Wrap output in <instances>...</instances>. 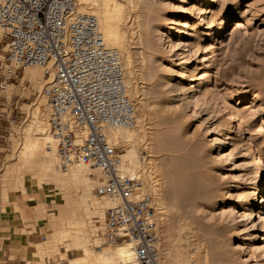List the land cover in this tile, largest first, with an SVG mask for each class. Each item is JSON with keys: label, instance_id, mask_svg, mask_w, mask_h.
Returning <instances> with one entry per match:
<instances>
[{"label": "rangeland", "instance_id": "374dc122", "mask_svg": "<svg viewBox=\"0 0 264 264\" xmlns=\"http://www.w3.org/2000/svg\"><path fill=\"white\" fill-rule=\"evenodd\" d=\"M127 11V51L133 58V80L138 92L131 96L142 115L135 128H139L141 137L144 135L138 145L140 161L156 178L153 177L160 194L151 190L145 170L140 175L148 191L156 200L159 198L158 209L174 202L166 212L159 209L160 258L155 264H175L177 252L191 253L199 264H264V210L263 204H257L264 184V114L252 110L258 104L264 111V0H139ZM169 19L179 22L172 25L177 28L191 20L193 28L181 40L177 34L168 40L162 33ZM5 50L6 39H0V81L3 75H12L8 80L11 88L5 86L0 91V107L5 117L13 109L11 124L4 122L8 132L2 168L6 167V160H15L16 167L11 165L13 172L10 170L8 180L11 209L19 210L17 207L26 206L34 196L40 201L35 199L32 206L45 204L44 216L36 215V206L29 210L36 221L26 223L25 232L34 246V241L44 242L56 217V195L53 191L45 195L30 185L26 192L15 187L22 181L18 174L24 178L33 174L34 168L23 171L19 165V133L28 121L29 109L44 96L45 77L41 74L43 68L39 69L42 88L38 90L30 79L21 81L25 67L15 74L7 73L9 69L15 72V67L4 62ZM186 63L193 76L187 80L186 89L181 90L178 88L183 84ZM201 75L203 85L197 86ZM242 97L249 102L241 103ZM4 105H8L7 109ZM176 106L184 111V122L179 125L171 121V110L180 109ZM232 110L242 111L248 119L230 117ZM226 133L231 139L228 137L221 144L217 140L211 148L212 141ZM116 147L122 152L121 145ZM251 147L263 159L261 170L254 168ZM91 176L99 179L97 173ZM98 183L99 180L95 186ZM95 186L92 192L97 195ZM252 209L260 213L254 222L249 218ZM95 216L91 224L102 227L104 219ZM101 227L96 228L97 234ZM101 240L107 249L114 246ZM164 249L174 255L165 256ZM42 251L36 254L40 260L33 264L56 259L68 264L65 256L82 253L73 242L69 246L52 243ZM60 252H65V256ZM17 263L15 255L7 262L0 261Z\"/></svg>", "mask_w": 264, "mask_h": 264}, {"label": "built area", "instance_id": "2783aa9c", "mask_svg": "<svg viewBox=\"0 0 264 264\" xmlns=\"http://www.w3.org/2000/svg\"><path fill=\"white\" fill-rule=\"evenodd\" d=\"M0 29L6 39V65L15 67V73L26 66L45 69L43 95L61 167L73 162L99 167L96 192L117 200L106 211L100 237L111 245L130 242L137 261L155 263L161 223L156 200L144 191L142 175L120 173L118 148L106 133L137 123L119 50L108 46L95 15L78 12L77 0H0ZM3 76L0 91L12 75ZM1 108L0 169L8 132L4 122L11 124L13 110L5 117Z\"/></svg>", "mask_w": 264, "mask_h": 264}, {"label": "bare ground", "instance_id": "6f19581e", "mask_svg": "<svg viewBox=\"0 0 264 264\" xmlns=\"http://www.w3.org/2000/svg\"><path fill=\"white\" fill-rule=\"evenodd\" d=\"M77 1H78V12L90 13L95 15L99 21L100 28L104 34L105 41L107 42L108 46L117 48L120 52V55L121 54L123 55L122 62L124 64V70L126 73L125 75H127L126 82L129 87L130 95L132 93L133 94L138 93L137 87L135 85V81L133 80L134 71L131 65V59L133 58H131L129 52L127 51V40L130 36V32L126 24L127 21L126 19L128 17L126 12H128L127 11L128 6L136 5L139 0H77ZM169 21H170L169 24H167V26L165 27L162 33V37L168 38V40L171 39L172 34H177V37L181 40L182 37L188 35L193 28V24L191 20H188L185 26L181 28L172 26L174 23H179V22H174L172 19H169ZM2 35H3V31L0 29L1 40H3ZM180 40H177V43ZM174 46L175 45H173V47ZM29 67L31 66L25 67L26 70L24 71V76L21 78V81L28 78L31 80L30 82L37 85L38 90H41L42 80L39 74L42 71L39 69L43 68V73L41 74H43V76L45 77V80L42 77L45 84L47 83V78H48L44 74L45 73L44 67L41 65H34V68H29ZM184 69L185 70L182 73L183 78L181 79V82H183V84L178 89H181L183 87L186 89L185 86L188 85L187 80L191 79L193 76V72L190 69L189 63H186ZM38 70L41 72H39ZM8 72H12V74H15V72L12 69H9L7 73ZM7 76H11V75L7 74ZM199 80L201 82L197 86L201 85V83L203 85L202 75L199 77ZM6 83L7 86H10L11 88L12 84H8L9 83L8 81ZM249 100L250 99L244 97L240 98L241 103L249 102ZM256 105L253 106L252 110L253 111L260 110V114H264V111L261 109V107L258 106V104ZM176 107L178 108V106ZM179 108L178 109L181 111L176 109L171 110L172 111L171 113L174 116L173 120L171 121L175 123L177 122L178 123L177 125H179V123L184 122V113H183L184 111H182L181 107ZM136 112H137L136 125L137 124L139 125V122H141L142 115L138 113L137 108H136ZM237 115L241 116L240 118H242L243 120H245L246 119L245 116H247L246 114L244 116V113L238 110L237 111L232 110V112L230 113V117H234ZM229 125H231V123ZM50 126H51L50 108L45 96H43L41 100H39L29 109L28 121L26 122V125L24 127L20 128V133H19L21 135V137L19 136L21 138L20 141L22 142L21 144L19 143L20 150H18L19 153L18 161L21 162L19 163V165L22 164L21 165L22 169L21 166L18 169L26 171L28 169L30 170L34 168V170L32 171L33 174L31 173L32 176L28 178L25 177L26 178L25 179L22 176L23 174L20 173L22 171L18 170L20 173L18 175L20 177L22 176L21 178L18 176L19 177L18 179H22V180L25 179L22 187L26 191L29 190L28 186L30 185L33 188L39 189L43 194H45L47 191L49 192L53 191V193L55 192L56 195L55 196L56 199L54 198V200L56 201L54 205V208L56 210L55 219L58 221L59 228L55 229L54 231H51V233H47V237L44 238V242L36 243L35 248L40 253H42L43 252L42 250H46V248H48V246L51 245L52 243H56V242L65 243L66 245L69 246L73 242V244L77 248H79L82 251V253L75 257H67L65 256V252L62 253V255H64L68 260V264H145L136 260V252L133 244L130 242H122V243L114 244V246H112V248L110 249H107L106 246H103L101 244L102 238L100 237V234L96 233L97 231L96 228L101 227V225L94 227L93 224H91V219L94 215H96L95 217L99 216L100 218L103 219L105 217L107 209L115 205L117 200L109 197L104 198L105 196H101L98 193L97 195L93 194L92 188L95 186L98 180L100 182L101 180L100 177L102 176L101 169L99 167L91 166L82 162H73L69 165L68 168L61 167L59 153H58L57 139L50 130ZM135 127L133 128L111 127L108 128L106 133L112 144L121 145L122 152L119 153L121 158L120 173L129 174V175H134V174L140 175V172L141 171L143 172L145 170L146 175L148 176L147 178L151 183V188H152L151 190L154 191L156 195H159L160 194L158 192L159 189L155 181L156 178L150 174L149 172L150 170L148 171L147 169H144L146 165L145 166L143 165L144 167L141 165L142 160L140 161V158L142 157L139 155L138 145L140 140H142L141 138L142 137L144 138V135H142L141 137L142 133L139 132L140 131L138 130L139 128L137 129ZM227 135L228 133H226L223 136V138L219 137L214 139L212 141L211 148L216 146L217 140L219 144L227 142L226 138L229 137ZM228 139H231V137H229ZM224 154H228V153H224ZM251 155H254V159L252 160L253 165L255 166L254 168L257 171L261 170L263 165V159L258 154V152H255V147L251 149ZM11 161L9 162V160H6V167L0 169V210L1 211H5V210L9 211L10 200H6V195L4 190L8 188L9 173L11 172L10 170H12L11 165H15L14 167H16V164H13V161L15 160L13 159V161L12 162ZM16 169L14 170V172L16 171ZM95 173L99 174V179H96L91 176L92 174ZM148 190L149 189L146 187L145 184L144 191L149 192ZM53 193L49 195H52ZM263 194H264V184L260 187L261 200L257 202V204H263V210H264ZM31 198L40 200L35 196ZM158 199L159 198L157 197V200L156 199L155 200L159 202ZM173 203L174 202H171V204L166 203V205H163L160 208L162 209L163 212H166L168 208L173 206ZM39 205L42 207V205L45 204L41 203ZM17 209L21 210V207L19 206L17 207ZM249 214H250L249 218L251 219L252 222H254V218L260 216L258 209H252L251 211H249ZM263 240H264V235H263ZM158 248H159V243H158ZM165 254H166L165 256H169V257L174 255V253L169 249L165 252ZM174 257H175L174 262H176L175 264H199L198 261H196L195 259L196 257L194 256L195 257L194 258L193 256H191V253L185 254V253L177 252L175 253Z\"/></svg>", "mask_w": 264, "mask_h": 264}, {"label": "crops", "instance_id": "0c3cea01", "mask_svg": "<svg viewBox=\"0 0 264 264\" xmlns=\"http://www.w3.org/2000/svg\"><path fill=\"white\" fill-rule=\"evenodd\" d=\"M23 184L24 182L22 180L21 184L15 188L22 192H26L22 187ZM4 192L6 200H11L9 189L6 188ZM32 201H35V199L30 200L26 206H22L21 210H14L10 207L9 211L0 210V261L7 262L11 255H15V259L18 261L17 264H33L34 261L40 260V257L36 254L41 253L35 248L36 243L40 241H34V246H32L30 242L31 240H29V235L25 232V228L28 222L35 223L36 221V217L34 218L33 215L29 214V210L36 206L38 209L36 215L44 216L45 208H42L39 204L32 206L30 204ZM49 226L50 228H48L47 233H51V231L59 228L58 221L54 219ZM60 253L62 254L64 252Z\"/></svg>", "mask_w": 264, "mask_h": 264}]
</instances>
